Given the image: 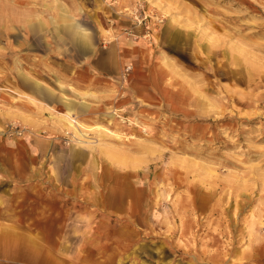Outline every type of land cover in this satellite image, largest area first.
<instances>
[{
    "label": "rangeland",
    "instance_id": "rangeland-1",
    "mask_svg": "<svg viewBox=\"0 0 264 264\" xmlns=\"http://www.w3.org/2000/svg\"><path fill=\"white\" fill-rule=\"evenodd\" d=\"M124 43L127 81L81 84L78 49ZM0 95V157L30 161L0 264H264V0H0Z\"/></svg>",
    "mask_w": 264,
    "mask_h": 264
},
{
    "label": "crops",
    "instance_id": "crops-1",
    "mask_svg": "<svg viewBox=\"0 0 264 264\" xmlns=\"http://www.w3.org/2000/svg\"><path fill=\"white\" fill-rule=\"evenodd\" d=\"M130 44L131 43H124L122 44V46L119 45L120 47L119 46L110 47L109 49H105V50H99V51L97 50V52H95L96 51L95 49H92L91 51H88L87 49H78L81 53H85V57L82 58L79 63L81 68L76 73V76H78V78L80 79V82H82L81 84L87 87V85H90L91 83H93L96 85V87L99 90H103L102 92H107L105 89L108 88L109 85H107V83L110 82L113 84L114 89H116L118 86V83H115L114 80H118L120 79V77H122L123 73L125 72L126 67L128 65L132 66L131 63H134L135 60L136 62H139V63H140V60L142 61V59L139 58L138 55L143 54L142 52H144V49L142 48L140 49L139 46L134 43H132V45L128 48L127 46ZM90 46L93 47L94 45L90 43ZM129 75H131V71ZM21 82L23 86L25 85L29 88V89H26V91L29 93L27 95H29V97L31 98V100H29L27 97H25L27 99H23V100H28L30 102L32 100H35L38 103L39 107L41 106V104L45 105L44 102L46 103V105L50 107L57 106V104L61 102L59 99L60 96L57 95L56 97L53 96V98H51L52 104H48L47 101L49 99L46 98V96L43 94L41 90L42 83L39 80H34V83L23 82L22 80ZM63 86L64 85L61 83V87ZM70 89L77 96H87V94H89L88 92H82L74 88L73 86H71ZM63 97H64L63 100L65 103L68 101H71L70 104L74 107L75 103L72 98L68 96H64V95ZM7 99L9 100L8 97ZM0 101H3V103H5L4 99L1 97H0ZM28 101H23L28 104H23L21 107H22L23 112L26 113L24 115L27 118L28 117L33 118V116L35 117L36 115L30 112L31 110L33 112L35 109L33 108L32 105H29L31 103H29ZM86 107L89 109L99 108L98 105L93 106V105H90L89 103L86 104ZM103 108L104 109L110 108V109H113V111L117 112V108L115 105H112V106L109 105L108 107L104 106ZM0 111L7 112V110L3 108L0 109ZM23 112L21 111L22 114ZM69 113H71V111H69ZM43 139L45 141L41 140V142L46 144L45 142H48V139L46 138H43ZM1 144H2V140L0 139V153H2L3 151L1 149ZM27 162L30 163L28 159L27 161H25L24 159H20L19 157H13L11 155L0 157V186H3L8 183L10 185L8 189V193L6 191L0 190V228L2 226L1 225L2 222L7 223L3 218L4 213L8 212V210H6V207H3L2 205L4 204V201H5L4 199L7 197H12V193L14 191L17 194L21 193V191L19 192L16 191V186L21 185L22 178L24 177V171L20 167L24 165H28Z\"/></svg>",
    "mask_w": 264,
    "mask_h": 264
},
{
    "label": "built area",
    "instance_id": "built-area-1",
    "mask_svg": "<svg viewBox=\"0 0 264 264\" xmlns=\"http://www.w3.org/2000/svg\"><path fill=\"white\" fill-rule=\"evenodd\" d=\"M140 9L144 12V18H147L148 16H151L150 13H148V12H146V11L144 10V7L142 6V4H140V5H138V6L136 7V9H133L136 17L139 18V16H138V12H137V11H139ZM142 19H143V18H142ZM142 19H141V20H142ZM141 22H142V21H141ZM131 69H132V66H130V65H128V66L126 67L125 72H124L123 75H122V77H123V81H124V82L127 80V76L129 75Z\"/></svg>",
    "mask_w": 264,
    "mask_h": 264
},
{
    "label": "bare ground",
    "instance_id": "bare-ground-1",
    "mask_svg": "<svg viewBox=\"0 0 264 264\" xmlns=\"http://www.w3.org/2000/svg\"><path fill=\"white\" fill-rule=\"evenodd\" d=\"M64 18H67V17L64 16ZM84 31H86L85 28H81V29L78 31V33L81 34V37H82V38L84 37L85 34H87V33L84 32ZM110 36H111V35H110ZM111 40H112V39H111ZM90 42H91V41H90ZM91 43H92V42H91ZM92 44H93V43H92ZM70 102H71V101L66 102V105H67L69 111H72V110H74V109H73V106L70 104ZM107 109H108V113H111V116H114L115 113H113V109H110V108H107ZM109 115H110V114H109ZM64 120H65V119H64ZM8 129H9V128H8ZM14 129H15V128H14ZM14 129H13V130H14ZM10 131H11V130H10ZM10 131H9V132H10ZM17 131H18V130H17ZM6 132H7V131H6ZM19 132H20V131H19ZM112 133H113V132H112ZM118 133H119V132H118ZM81 134H82V133H81Z\"/></svg>",
    "mask_w": 264,
    "mask_h": 264
}]
</instances>
